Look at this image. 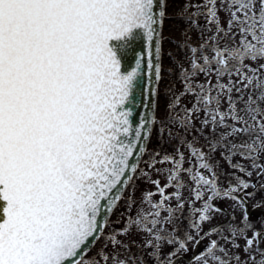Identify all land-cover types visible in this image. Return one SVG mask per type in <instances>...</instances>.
<instances>
[{"label": "snow or ice", "instance_id": "6c2138e0", "mask_svg": "<svg viewBox=\"0 0 264 264\" xmlns=\"http://www.w3.org/2000/svg\"><path fill=\"white\" fill-rule=\"evenodd\" d=\"M168 3L0 0V264H176L174 257L187 252L188 243L198 245L203 225L224 211L216 200L231 201L233 216L239 210L241 221L206 233L224 243L211 240L196 264H264V224L254 230L246 203L254 195L247 191L256 187L253 175L264 181V0H186L178 12L194 8L188 18L192 29L210 35L194 46L177 45L188 53L189 67H178L193 103L161 121L188 131L202 113L201 130H224L209 141L210 151L226 150L221 159L248 179L235 176L221 189L209 156L186 143L195 167L184 168L179 150L175 158L166 155L160 162L172 164L167 183L152 180L157 191L142 197L150 210H138L121 229L105 235L157 123L153 81L162 78ZM197 17L204 18L203 26ZM140 39L144 51L124 70L121 52ZM197 76L204 81L196 82ZM143 78L146 86L138 98ZM179 105L177 97L169 112ZM140 108L144 111L137 112ZM156 131L172 135L163 126ZM237 155L245 165L232 161ZM184 175L193 185L192 201L203 204L189 205L195 236L181 240L169 226L185 207ZM171 187L172 196L166 192ZM259 188L264 191V182ZM153 196L159 201L152 202ZM173 198L175 207L169 206ZM132 204L129 197L127 208ZM132 231L143 237L141 244L118 239ZM101 240L103 247L96 249ZM165 244L176 247L162 260Z\"/></svg>", "mask_w": 264, "mask_h": 264}, {"label": "rangeland", "instance_id": "374dc122", "mask_svg": "<svg viewBox=\"0 0 264 264\" xmlns=\"http://www.w3.org/2000/svg\"><path fill=\"white\" fill-rule=\"evenodd\" d=\"M185 2L186 0H169L167 7L169 18H167L164 22V36L166 40H163V76L159 85L160 97L159 114L157 119L160 121H157V126L155 128L151 143L147 148L148 155L142 164V169L135 177L134 182L124 196V199L121 200L119 206L112 215L109 226L105 231V235L111 234L113 230L121 229L124 226L126 219H128L129 216L135 217L138 210L142 209L145 212L150 210L149 205L142 203V197L149 191H157L156 187L151 183L152 180H158L161 186H164L167 183V178L170 170L172 169V164L160 162L166 155L175 158L178 155L177 150H179V153H182L185 157L184 168L195 167V161L191 157L186 147V143H192L194 146L201 148V150H203L206 155L209 156L210 162H212L216 167V171L219 176V187L221 189H226L229 182L234 183L235 176H240L246 180L248 179V177L242 173H239L238 171L234 172L229 164L221 159L222 153L226 150H218L216 153H212L210 151L208 148L209 141L217 139L219 135L224 132V130L218 128L215 134L209 132L206 128L201 130V121L203 120L202 113L196 118L194 127L188 131H182L171 123L161 125V121H165L169 116L175 117L178 112H182L185 108H191L193 103L192 96L184 93V81L180 77V67H178V65H182L185 69L189 67L187 59L188 53L186 50L181 51L177 45L187 43L194 46L198 43L206 42V37L210 35V33L204 32L203 37H201L199 35V29H192L191 24L188 22V18H190L192 12L195 11L194 8L189 6L186 12H178V10L183 7ZM187 2L189 4L198 3L200 0H187ZM179 16H183L184 19L178 18ZM220 16L223 19L225 18L226 14L221 12ZM196 19L198 20V24L200 26L205 24L203 17H197ZM185 32L188 33L187 36L184 35ZM169 53L172 55L170 56ZM212 79L214 81L215 77H212ZM226 79L227 78H225V82ZM203 81V76L196 77V82ZM233 96L235 98V93ZM177 97H180L179 108L169 112V106L175 102ZM221 108L222 110H225L226 104L222 102ZM161 126L164 127L165 133L171 132L172 135H159L156 129ZM166 142H171L174 144V146L172 145L168 147ZM231 142L239 144L242 142V140L232 139ZM232 161L235 163H240L241 165H245L246 163L239 155L234 156ZM150 165L154 166L150 167ZM141 173H146V175H142ZM182 180L185 186L184 188L180 189V194L182 196L181 202L184 203L185 207L182 213H177L179 219L176 221L175 225L169 226L170 228H174L177 239L181 240L184 239L185 234L190 233L195 236V233L189 228L190 220L195 218L190 216L192 209L189 208V205L191 204L193 208H199L203 204V201H192L191 189L193 185L189 181L188 177L184 175L182 176ZM251 182L255 183L256 187H250L247 190L248 192L254 193L253 196L246 198L247 211L250 214L251 222L254 224V230L258 231L260 230L261 225L264 224V191H261L259 188V184L264 181H258L254 174L251 178ZM175 191L176 189L174 187L166 189L167 194L170 196H172ZM129 197H131L133 200L131 209H128L126 205V201L129 199ZM151 199L152 202L159 201L158 196H153ZM175 204L176 200L174 198L169 201V206L175 207ZM214 204L216 207L221 208L224 211L213 214V218L211 219L210 223L203 225L202 235L199 237L200 243L198 245H196L194 242L188 243V251H181L176 257H174L176 264H196L195 257L205 249L211 240L217 239L221 244L224 243L223 240H221L215 234L208 236L206 233L213 232L215 228H226L229 224H239L241 221V212L239 210L236 211L233 216L231 201L216 200L214 201ZM118 239H121L124 242L135 240L136 245H139L142 243L143 237L132 231L130 236L119 237ZM243 242V239L239 241L241 245H243ZM103 245L104 241L101 240L96 245V249L103 247ZM136 245L132 246L131 248V252L133 254L137 253ZM175 247L176 246L174 245H163L161 259L163 260L165 254L173 251ZM260 247L264 248V244H261ZM109 251H111L110 248ZM144 258L147 259L146 256ZM149 264H151V261H149Z\"/></svg>", "mask_w": 264, "mask_h": 264}, {"label": "water", "instance_id": "95a60500", "mask_svg": "<svg viewBox=\"0 0 264 264\" xmlns=\"http://www.w3.org/2000/svg\"><path fill=\"white\" fill-rule=\"evenodd\" d=\"M143 51H144V42L142 39H140V40H137L136 42H134L128 50L121 52L124 70H130L131 67H134L135 66L134 62H135V58H136L135 53H142ZM153 84L157 89V84H155L154 81H153ZM145 86H146V78H143L140 81L139 87L137 88L138 98L142 94L143 87H145ZM139 111H144V109L143 108L137 109V112H139ZM148 111L151 112L153 110L151 108H149ZM153 114H155V111ZM136 119H138V117ZM147 144H148V142H147ZM141 159H142V157H141ZM141 159H140V161H141ZM140 161H139V163H140ZM3 206H4V202L0 201V209H2ZM0 219H2V216H0Z\"/></svg>", "mask_w": 264, "mask_h": 264}]
</instances>
